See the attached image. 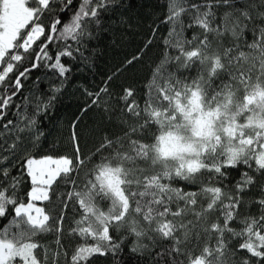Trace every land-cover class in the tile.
<instances>
[{"label":"snow or ice","instance_id":"6c2138e0","mask_svg":"<svg viewBox=\"0 0 264 264\" xmlns=\"http://www.w3.org/2000/svg\"><path fill=\"white\" fill-rule=\"evenodd\" d=\"M74 3L0 0V221L7 218L0 264H61V256L64 264H91L94 256L119 252L126 236L112 233L121 230L135 237L134 253L167 241L154 253L155 264H264V0H166L161 59L143 101L130 87L120 95V134L102 136L85 153L74 121L71 155L37 157L31 149L44 135L39 117L54 106L71 72L64 58L88 63L102 14L123 6L79 0L73 9ZM189 30H198L191 39ZM156 33L153 28L145 47ZM41 67L54 71L59 85L46 99L17 103L23 82ZM193 68L195 76L181 74ZM112 79L96 92L84 89L90 103L82 112L96 107L111 120ZM10 110L15 119L7 118ZM233 169L240 176L229 185ZM24 177L30 187L21 197ZM176 181L198 188L185 190ZM253 190L260 195L247 197ZM55 201L58 216L48 207ZM70 207L76 215L68 235L80 240L71 253L62 243ZM48 234L54 246L37 239ZM241 251L247 255L237 258Z\"/></svg>","mask_w":264,"mask_h":264},{"label":"trees","instance_id":"16d2710c","mask_svg":"<svg viewBox=\"0 0 264 264\" xmlns=\"http://www.w3.org/2000/svg\"><path fill=\"white\" fill-rule=\"evenodd\" d=\"M79 0H76L78 3ZM76 3L72 8H76ZM122 7L111 9L102 14L101 26L95 29V38L89 42V49L85 55L89 57L88 63H83L77 57L76 60L64 58L63 62L71 67V72L68 73V80L64 84L62 92L59 94L54 106L46 115L39 117V129L44 135L38 146L31 149L34 156L40 157L44 155H71L72 145L70 141L71 125L74 121L77 122V132L80 138L82 150L87 153L94 149L99 143L102 136L119 135L122 131L118 117L120 116L119 109L123 107L122 101L119 99L125 88H133L136 92V98L143 101L144 85L149 80L154 65L161 59L163 44L161 38L168 32V25L161 23L166 14V0H121ZM243 3L237 7H244ZM219 11H224L220 9ZM70 13H64L63 20H67ZM47 22V21H45ZM153 28L157 29L156 38L153 43L145 47L147 40L150 38ZM193 31L189 30L186 33L187 38L191 39ZM245 39L252 40L250 33H245ZM53 48L55 46H52ZM139 56L140 59L134 61L131 65L126 62L133 56ZM190 76L196 75V69L193 68ZM109 76L113 79L109 82L108 88L111 93V99L108 101L111 108L115 109L111 120L104 111L96 107H91L86 112H82L88 103L89 97L85 95L84 89L96 92L107 80ZM39 78V79H37ZM60 78L57 74L48 68L41 67L39 70L32 71L30 78L25 80L24 88L20 97L16 98L19 104L24 103V98L27 97L31 101H35L37 96L43 94L42 98H47L51 94V89L58 86ZM108 97H102L101 104ZM15 105L13 106V110ZM27 111L32 112V104L27 106ZM9 111L8 119H15ZM151 135V132L148 133ZM6 155V153H5ZM18 168H13L11 175L16 176ZM240 170H230V178L227 181L232 185L239 179ZM24 182L20 185L19 195H23L29 190L30 183L27 177H24ZM178 186H182L185 190H195L198 185H189L183 181L175 182ZM259 191L253 190L246 193L247 197H258ZM59 202L55 201L48 205L53 209L54 215L60 214ZM247 211L242 209V212ZM250 211L255 214L256 207L252 206ZM76 215L70 207L66 211L64 221V234L62 243L71 253L72 249L80 242L78 237H70L68 231L74 227L73 217ZM7 222L0 221V226ZM117 239L125 235L121 249L115 255L109 253L106 256H94L91 264H155L158 257L155 252L161 251L163 246L168 242L155 247L152 252L143 254L134 253L131 249L135 243V237L127 235L123 230L112 233ZM38 240L54 246V234L37 237ZM144 243H149L147 240ZM239 243V240L233 241V247ZM246 252L237 253V258L246 256ZM61 264H64V257H60ZM51 264V259H49ZM163 264V262H161Z\"/></svg>","mask_w":264,"mask_h":264},{"label":"rangeland","instance_id":"374dc122","mask_svg":"<svg viewBox=\"0 0 264 264\" xmlns=\"http://www.w3.org/2000/svg\"><path fill=\"white\" fill-rule=\"evenodd\" d=\"M40 157H42V156H40Z\"/></svg>","mask_w":264,"mask_h":264}]
</instances>
